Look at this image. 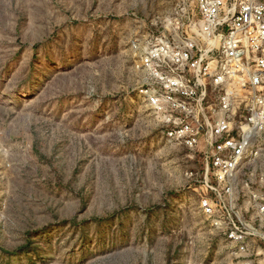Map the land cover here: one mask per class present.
I'll use <instances>...</instances> for the list:
<instances>
[{
  "label": "rangeland",
  "instance_id": "1",
  "mask_svg": "<svg viewBox=\"0 0 264 264\" xmlns=\"http://www.w3.org/2000/svg\"><path fill=\"white\" fill-rule=\"evenodd\" d=\"M177 2L0 0V264L227 263L204 155L133 91Z\"/></svg>",
  "mask_w": 264,
  "mask_h": 264
},
{
  "label": "built area",
  "instance_id": "2",
  "mask_svg": "<svg viewBox=\"0 0 264 264\" xmlns=\"http://www.w3.org/2000/svg\"><path fill=\"white\" fill-rule=\"evenodd\" d=\"M166 25L135 44V98L204 155L200 208L226 264H264V0H178Z\"/></svg>",
  "mask_w": 264,
  "mask_h": 264
}]
</instances>
